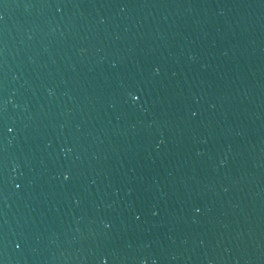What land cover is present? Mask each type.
Segmentation results:
<instances>
[{
	"label": "water",
	"instance_id": "1",
	"mask_svg": "<svg viewBox=\"0 0 264 264\" xmlns=\"http://www.w3.org/2000/svg\"><path fill=\"white\" fill-rule=\"evenodd\" d=\"M105 262L264 264V0H0V264Z\"/></svg>",
	"mask_w": 264,
	"mask_h": 264
},
{
	"label": "snow or ice",
	"instance_id": "2",
	"mask_svg": "<svg viewBox=\"0 0 264 264\" xmlns=\"http://www.w3.org/2000/svg\"><path fill=\"white\" fill-rule=\"evenodd\" d=\"M132 99H133V100H139V96H138V95H133V96H132ZM8 130H9V131H12V129H8ZM63 178H64L65 181H67V180L70 179V176L65 175ZM18 187H19V186H18ZM18 247H19V245H18ZM105 264H107V262H105Z\"/></svg>",
	"mask_w": 264,
	"mask_h": 264
}]
</instances>
